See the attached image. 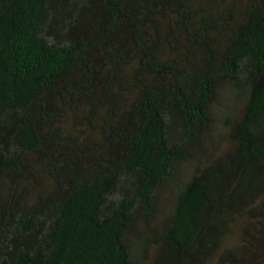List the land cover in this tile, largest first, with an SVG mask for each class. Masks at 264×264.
Returning a JSON list of instances; mask_svg holds the SVG:
<instances>
[{
    "label": "trees",
    "instance_id": "16d2710c",
    "mask_svg": "<svg viewBox=\"0 0 264 264\" xmlns=\"http://www.w3.org/2000/svg\"><path fill=\"white\" fill-rule=\"evenodd\" d=\"M238 228L264 264V0H0V264H209Z\"/></svg>",
    "mask_w": 264,
    "mask_h": 264
},
{
    "label": "rangeland",
    "instance_id": "374dc122",
    "mask_svg": "<svg viewBox=\"0 0 264 264\" xmlns=\"http://www.w3.org/2000/svg\"><path fill=\"white\" fill-rule=\"evenodd\" d=\"M229 103L230 102L227 99H224V106H220L218 110V126H221V119L228 112L227 106ZM222 131L223 130L220 128L217 129L211 139L214 143L218 144L220 150H225L230 142L227 140L226 134L222 133ZM209 147L211 148L212 146L210 145ZM177 189V185H172V187L167 191L164 198L163 210H169ZM243 243L241 228H238V231L235 230L229 235L225 246L210 258L209 264H263L259 258H257L256 244H254V246L248 245L246 249L241 248L236 250V256L226 253L225 250L227 247L237 248L241 247ZM239 261H241V263H239Z\"/></svg>",
    "mask_w": 264,
    "mask_h": 264
}]
</instances>
